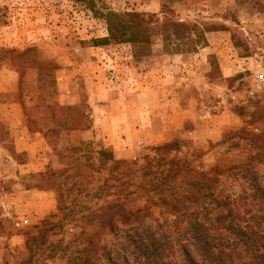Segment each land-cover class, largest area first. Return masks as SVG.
<instances>
[{
    "label": "rangeland",
    "instance_id": "1",
    "mask_svg": "<svg viewBox=\"0 0 264 264\" xmlns=\"http://www.w3.org/2000/svg\"><path fill=\"white\" fill-rule=\"evenodd\" d=\"M97 4L204 40L0 0V264H264V0Z\"/></svg>",
    "mask_w": 264,
    "mask_h": 264
},
{
    "label": "trees",
    "instance_id": "2",
    "mask_svg": "<svg viewBox=\"0 0 264 264\" xmlns=\"http://www.w3.org/2000/svg\"><path fill=\"white\" fill-rule=\"evenodd\" d=\"M81 2L95 14H103L108 24V37L95 39V42L107 43L113 42H133L140 43L143 47L149 46L154 34H160L164 39H171L173 36L178 40L189 44L187 49H178L182 52L190 51L201 42L204 38L206 28H201L197 24H190L181 21H154L147 14L135 11L118 13L115 11L103 12L98 7L97 0H75ZM168 145V144H167ZM106 150L101 151L105 155ZM120 160H115L111 164V169L121 164Z\"/></svg>",
    "mask_w": 264,
    "mask_h": 264
}]
</instances>
